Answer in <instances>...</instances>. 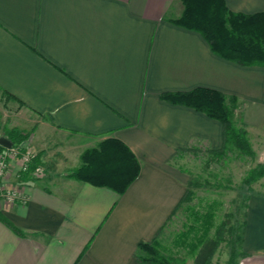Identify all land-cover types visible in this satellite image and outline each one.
Returning <instances> with one entry per match:
<instances>
[{"label": "crops", "instance_id": "1", "mask_svg": "<svg viewBox=\"0 0 264 264\" xmlns=\"http://www.w3.org/2000/svg\"><path fill=\"white\" fill-rule=\"evenodd\" d=\"M223 1L234 13L264 12V0ZM181 12L179 0H0V105L20 121L0 138L25 135L11 147L30 149L44 170L35 179L19 155L7 160L0 190L19 187L23 200L0 204V264H142L137 246L153 239L165 255L159 238L189 181L174 164L179 151L222 145L218 121L165 93L234 96L252 150L263 141L264 67L214 54L171 22ZM109 139L139 164L122 195L67 176ZM241 250L238 264H264L263 197L248 200Z\"/></svg>", "mask_w": 264, "mask_h": 264}, {"label": "trees", "instance_id": "2", "mask_svg": "<svg viewBox=\"0 0 264 264\" xmlns=\"http://www.w3.org/2000/svg\"><path fill=\"white\" fill-rule=\"evenodd\" d=\"M179 2L182 12L176 20L171 21L173 24L199 33L211 51L225 60L241 66L264 67V12L234 13L226 7L223 0H179ZM161 99L192 108L221 124V147L218 150L206 151L213 160H220L231 151H236L245 157H254V151L246 136L245 125L237 126L234 122V113L239 105L236 97L212 89L195 88L184 93H165L161 95ZM8 134L13 146H18L26 139L25 135L15 129ZM3 149L0 146V151ZM179 152L197 153L198 151L184 149ZM35 166L36 159L32 160L26 174H29ZM138 171L139 164L130 150L122 143L109 139L101 142L96 149L84 152L81 156V166L67 176L94 186L108 188L122 195L137 177ZM262 176H264V165L258 164L256 168L248 171L242 180V187L250 193L252 185ZM192 185L198 187L197 183L188 182L185 194L173 212L174 214L184 208L188 214L184 230L177 235L174 245L176 249L185 247L191 252L194 264H210L213 254L222 241L226 224L221 221L215 225L212 207L204 213L191 209L189 204L195 196L191 189ZM243 196L242 193H237L238 198L241 199ZM250 196H244L240 205L244 208L240 227L235 229L231 226L228 230L231 235L234 234L235 240L233 246L231 245L232 249L226 264H238L239 258L245 257L241 247ZM240 206L236 205L237 215ZM191 216L192 224H189ZM213 228L214 231L211 233ZM135 257L142 264H185L183 258L165 256L156 239L149 243H139Z\"/></svg>", "mask_w": 264, "mask_h": 264}, {"label": "rangeland", "instance_id": "3", "mask_svg": "<svg viewBox=\"0 0 264 264\" xmlns=\"http://www.w3.org/2000/svg\"><path fill=\"white\" fill-rule=\"evenodd\" d=\"M15 114L16 113H13L7 107L0 105V136L6 134V130L8 131L11 126L20 122L17 120L18 118ZM236 122L235 124L240 126L241 123ZM262 139L263 141L260 139V142L257 140L256 143L255 138H253L252 146L255 151L253 158L242 156L236 151H231L220 160H213L206 151L201 150L197 153L189 152L184 154L174 161V164L187 170L188 182L191 184H198V187H194L193 185V187H191L192 191L195 193L193 200L189 204L191 209L204 213L212 207L215 225L221 221H224L226 224L225 232L222 235V241L213 254L210 264L227 263L235 240L234 234L231 235L228 230L231 229V226L235 229L237 227L239 228L242 223L243 217L241 213L244 212V208L240 205L244 200V196L251 195L264 198V176L252 185V191L250 193L245 191L242 187V180L245 178L248 171L252 168H256L258 164L264 165V158H262L264 154V137ZM237 193H242L244 196L240 199L237 197ZM244 203L246 202L244 201ZM236 205L240 206L239 215L235 213ZM187 216L188 214L185 211L179 209L175 217L167 224L161 233L159 238L161 245L163 248L168 249L165 255L175 256L179 259L183 256L192 257V253L187 251L185 247V249H176L174 244L173 247H170L172 246L173 240L177 239L176 235L184 230V225L187 223L188 219ZM192 219L191 216L189 224H192ZM213 231L214 228L211 233ZM236 246L235 244V247ZM235 249L237 250V248ZM241 259L243 258H239L238 263ZM188 264L194 263L191 262Z\"/></svg>", "mask_w": 264, "mask_h": 264}, {"label": "built area", "instance_id": "4", "mask_svg": "<svg viewBox=\"0 0 264 264\" xmlns=\"http://www.w3.org/2000/svg\"><path fill=\"white\" fill-rule=\"evenodd\" d=\"M23 150L24 151L21 153L20 147H11L0 152V181L4 178L7 168V160L10 158L13 159L17 155L20 156V171H28L29 165L31 164L35 156L27 147H25ZM30 175L35 179H39L43 177L44 170L41 166L36 165L33 170L30 171ZM17 200H23L21 189L19 187H5L0 190V204H13Z\"/></svg>", "mask_w": 264, "mask_h": 264}, {"label": "water", "instance_id": "5", "mask_svg": "<svg viewBox=\"0 0 264 264\" xmlns=\"http://www.w3.org/2000/svg\"><path fill=\"white\" fill-rule=\"evenodd\" d=\"M0 146H2L3 148L9 149V148H11L12 143L9 140H7L6 138L1 137L0 138Z\"/></svg>", "mask_w": 264, "mask_h": 264}]
</instances>
